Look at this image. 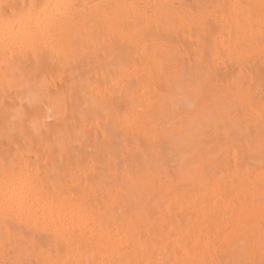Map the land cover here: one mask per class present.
<instances>
[{"label": "bare ground", "instance_id": "obj_1", "mask_svg": "<svg viewBox=\"0 0 264 264\" xmlns=\"http://www.w3.org/2000/svg\"><path fill=\"white\" fill-rule=\"evenodd\" d=\"M2 2L15 5L17 13L31 5H50L43 13L61 18L70 10L54 6L143 5L121 11L168 21L166 26L162 22L155 26L148 39L141 38L135 27L122 35L106 24L79 25L80 47L55 60L25 58L6 64L0 52V181L5 158L11 161L18 153L22 158L28 152L46 170L45 175L48 171L74 173L77 191L96 205L98 215L101 209L104 215L103 223L94 221L98 230H86L82 237L46 239V250L34 258L84 264L104 259L107 249L102 245L109 225L113 232L135 225L154 235L191 229L194 250L190 256L183 252L173 256L180 261L232 264L250 258L246 237L233 226V209L245 177L250 171L258 174L262 166L264 61L258 48L254 57L246 58L247 63L230 57L218 59L233 37L224 23L226 10L215 6L259 4L260 0ZM201 5L214 6L208 27H201L199 17L193 15V9ZM104 13L103 8L90 7L81 8L78 15L98 21ZM193 69L198 75L212 72L219 78L220 87L211 88L204 104L190 100L184 90L183 77L191 76ZM18 83L24 87L6 100L5 85L11 89ZM209 83L205 76L204 86ZM29 94L37 101L35 107L28 103ZM190 103L196 106L190 108ZM173 105L182 112L198 113L199 122L188 129L171 127ZM5 109L9 110L7 118ZM17 110L47 121L43 140L37 142L30 122L21 124L14 119ZM165 125H169L168 135L155 134ZM252 129L255 132L250 135ZM177 155L181 163L190 161L191 166L173 180L179 167ZM133 177L138 181L135 184ZM3 248L0 224V259Z\"/></svg>", "mask_w": 264, "mask_h": 264}, {"label": "snow or ice", "instance_id": "obj_2", "mask_svg": "<svg viewBox=\"0 0 264 264\" xmlns=\"http://www.w3.org/2000/svg\"><path fill=\"white\" fill-rule=\"evenodd\" d=\"M53 7L50 5H31L23 13L14 11L15 5L3 3L0 0V52L6 64L25 58L35 59L39 62L42 58L70 56L80 47L81 31L79 25L89 22L106 24L111 30L127 34L130 27H135L137 34L148 39L155 26L161 22L166 26L168 21H161L158 17L147 13L133 14L131 11L124 13V9L144 8L137 5H78L64 4L54 7L70 10L67 17H50L43 13V9ZM103 8L105 13L99 18L84 19L78 13L81 8ZM168 7V6H152ZM176 7V6H173ZM185 7V6H180ZM214 6L201 5L199 10L193 9V15L199 17V25L208 27ZM226 11L225 26L231 31L233 39L226 43L225 50L221 51L218 59L231 58L233 61L247 63L248 57L256 55L257 48L262 61H264V0L259 4L247 5H221ZM243 10L230 13L227 9ZM206 9V10H205ZM195 26V25H194ZM15 37V40H9ZM208 77L210 83L204 86V78ZM218 76L212 72H201L193 69L192 75L183 77V86L189 99L207 102V93L212 87H220ZM199 81V83L197 82ZM24 87L18 83L10 89L5 85V99ZM28 103L33 107L37 101L29 94ZM190 103L189 107H195ZM174 115L171 127L188 129L199 122V114L179 111L173 105ZM8 109H5L7 118ZM14 119L21 124L30 122L35 131L37 142L44 138L48 130L47 121L41 122L31 112L17 110ZM169 125L162 129L158 127L155 134L168 135ZM255 130H250V135ZM260 156L262 166L259 173L250 171L245 177V182L240 187V193L233 209V226L242 237H246L247 256L250 258L233 261L232 264H264V112L260 116ZM67 143V141H65ZM39 159V157L37 158ZM179 167L172 175L173 180H178L179 173L191 166V162H180ZM30 158V153L25 152L21 158L19 153L11 161L6 157L3 162V180L0 181V224L4 228L3 258L0 264H84L83 261L71 260L48 261L37 260L34 257L44 252L47 245L44 241L51 237L60 239L82 237L86 230L95 229L94 221L103 223V209L97 214L96 205L90 204L77 191V177L73 174L48 171L45 175ZM135 177L131 183H137ZM108 197H105L107 201ZM259 220V233L256 231V220ZM119 223V221H117ZM17 225L24 226L18 228ZM194 233L183 229L168 233L151 232L145 234L138 226H130L120 232H109L102 247L107 249L106 258L92 261L88 264H199L196 260L173 259L180 252L191 255L193 249L190 237ZM259 248V257L256 249Z\"/></svg>", "mask_w": 264, "mask_h": 264}]
</instances>
